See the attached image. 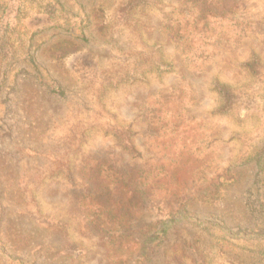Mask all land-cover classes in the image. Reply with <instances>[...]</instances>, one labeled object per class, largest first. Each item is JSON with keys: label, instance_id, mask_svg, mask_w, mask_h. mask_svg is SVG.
<instances>
[{"label": "rangeland", "instance_id": "obj_1", "mask_svg": "<svg viewBox=\"0 0 264 264\" xmlns=\"http://www.w3.org/2000/svg\"><path fill=\"white\" fill-rule=\"evenodd\" d=\"M190 1L0 0V264H264V0Z\"/></svg>", "mask_w": 264, "mask_h": 264}, {"label": "trees", "instance_id": "obj_2", "mask_svg": "<svg viewBox=\"0 0 264 264\" xmlns=\"http://www.w3.org/2000/svg\"><path fill=\"white\" fill-rule=\"evenodd\" d=\"M185 3H187V4L191 3V1L185 0ZM200 6L202 7V5H200ZM201 7H199L198 10L201 12L200 15L204 16V13L202 12L203 9ZM134 8L135 7H133V6L130 8H127V9L125 8L124 11H125V13H126V11H127V13H129ZM148 32H149L148 29L145 30L143 33V36L145 34L150 36V33H148ZM6 33L7 32H5V31L3 32L4 36H6ZM154 64H156V62ZM167 65L170 66V64H167ZM218 92H219V95L221 96V100L228 101L230 99V91L225 86H221L220 89L218 90ZM124 149H125V151H129V153L134 152L133 147L132 148H130V147L124 148ZM125 159L126 158H122V161L119 164L120 170L112 172L111 170L108 169L111 172V173H109L108 177L110 178V181L112 182V184L115 186L122 187V188L125 186L131 187L135 183L140 184L138 182V179L140 178V176L138 175V172L133 168V166L126 163V161H124ZM88 186H89V184L87 182H85L84 187H86V191L84 193V196L86 199L90 200V202H89L91 204V207L89 206L90 211H92L93 214L98 215V213L103 212V209H104L101 207L102 204L97 201L98 199H96V197L99 195V193L97 192L96 194H91L90 193L91 189L88 191V189H89ZM147 202H148V199H147V201H145V204ZM147 204L145 206H141V208L145 207L147 209L148 208ZM115 206H116V208H115ZM125 206H127V205L123 204V206H117L115 203L113 206H111V211L114 213V210H113L114 208L116 210L115 212L123 211L126 209ZM130 208L132 209L133 207L129 206V209ZM146 211H148V210H146ZM148 213H149V211H148ZM174 216H175V214L169 216L168 218H170V220H171V219H174ZM140 223L141 224L133 225V222H126L123 227L117 226V231L119 234V239H121L122 242L132 240V243H134L136 246H138L141 251L145 252V251L149 250L148 247L151 244L150 241L152 240V237L150 238L149 235L152 232V228L155 227L156 225L162 226L164 222H162V221L155 222V225H152L153 222H140ZM130 225H132V227H129ZM159 228L160 229H158V231H156L155 233H152V235L154 236V234H156L155 238L162 239V237L165 236V230L162 227H159ZM129 229H131L130 235L131 236L134 235L133 239L128 238L129 234H127L126 232H129ZM106 235H107L108 239L111 238V235H109L107 233H106Z\"/></svg>", "mask_w": 264, "mask_h": 264}]
</instances>
